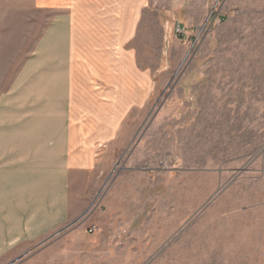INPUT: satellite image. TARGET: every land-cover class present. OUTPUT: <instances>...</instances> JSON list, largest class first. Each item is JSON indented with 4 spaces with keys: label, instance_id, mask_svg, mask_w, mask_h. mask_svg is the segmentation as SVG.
Listing matches in <instances>:
<instances>
[{
    "label": "rangeland",
    "instance_id": "rangeland-1",
    "mask_svg": "<svg viewBox=\"0 0 264 264\" xmlns=\"http://www.w3.org/2000/svg\"><path fill=\"white\" fill-rule=\"evenodd\" d=\"M48 18L0 0V94ZM132 43L146 102L80 213L0 264H264V0H145Z\"/></svg>",
    "mask_w": 264,
    "mask_h": 264
},
{
    "label": "crops",
    "instance_id": "crops-1",
    "mask_svg": "<svg viewBox=\"0 0 264 264\" xmlns=\"http://www.w3.org/2000/svg\"><path fill=\"white\" fill-rule=\"evenodd\" d=\"M144 3L30 0L49 18L0 94V256L80 213V179L106 163L146 102L150 77L132 43Z\"/></svg>",
    "mask_w": 264,
    "mask_h": 264
},
{
    "label": "built area",
    "instance_id": "built-area-1",
    "mask_svg": "<svg viewBox=\"0 0 264 264\" xmlns=\"http://www.w3.org/2000/svg\"><path fill=\"white\" fill-rule=\"evenodd\" d=\"M176 32H181V28H179V26L176 28Z\"/></svg>",
    "mask_w": 264,
    "mask_h": 264
}]
</instances>
